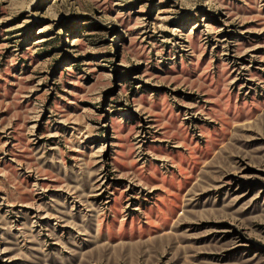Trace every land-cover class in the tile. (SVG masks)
Wrapping results in <instances>:
<instances>
[{"label":"rangeland","instance_id":"obj_1","mask_svg":"<svg viewBox=\"0 0 264 264\" xmlns=\"http://www.w3.org/2000/svg\"><path fill=\"white\" fill-rule=\"evenodd\" d=\"M0 264H264V0H0Z\"/></svg>","mask_w":264,"mask_h":264}]
</instances>
